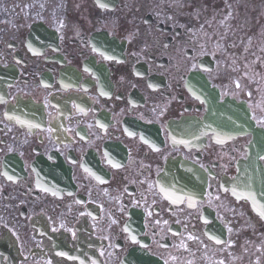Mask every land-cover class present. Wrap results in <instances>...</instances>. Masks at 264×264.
<instances>
[{"label": "flooded vegetation", "instance_id": "flooded-vegetation-1", "mask_svg": "<svg viewBox=\"0 0 264 264\" xmlns=\"http://www.w3.org/2000/svg\"><path fill=\"white\" fill-rule=\"evenodd\" d=\"M110 5L0 0V264H264V0Z\"/></svg>", "mask_w": 264, "mask_h": 264}, {"label": "snow or ice", "instance_id": "snow-or-ice-1", "mask_svg": "<svg viewBox=\"0 0 264 264\" xmlns=\"http://www.w3.org/2000/svg\"><path fill=\"white\" fill-rule=\"evenodd\" d=\"M262 215H264V213H262ZM218 243L220 242V241H217Z\"/></svg>", "mask_w": 264, "mask_h": 264}]
</instances>
